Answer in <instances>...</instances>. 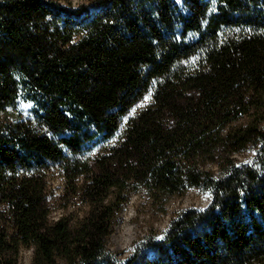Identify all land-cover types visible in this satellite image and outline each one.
Instances as JSON below:
<instances>
[{"label": "trees", "instance_id": "16d2710c", "mask_svg": "<svg viewBox=\"0 0 264 264\" xmlns=\"http://www.w3.org/2000/svg\"><path fill=\"white\" fill-rule=\"evenodd\" d=\"M55 176L82 214L53 217ZM190 189L206 207L109 250L132 196L157 216ZM25 250L264 264V0H0V264Z\"/></svg>", "mask_w": 264, "mask_h": 264}, {"label": "rangeland", "instance_id": "374dc122", "mask_svg": "<svg viewBox=\"0 0 264 264\" xmlns=\"http://www.w3.org/2000/svg\"><path fill=\"white\" fill-rule=\"evenodd\" d=\"M72 5H78L87 2L88 0H68ZM20 107L25 113L29 112L30 104L22 97ZM52 184V192L54 201L53 204V217L58 218L62 215H80L84 210L79 199H65L62 197L64 187L63 179L60 176H55ZM146 199L144 196L136 195L122 206L117 214L115 220L111 225V234L107 240L108 248L116 254L117 259L125 260L129 256L137 244L139 239L148 235L150 225L160 235L167 227L168 221L174 218L178 212L189 209H202L208 203V197L196 189H190L184 196L170 198L167 201L166 209L167 214L151 216L142 212H137V208L144 204ZM62 207H66L63 210ZM150 216V218H148ZM31 250H25L20 257V264H31Z\"/></svg>", "mask_w": 264, "mask_h": 264}, {"label": "snow or ice", "instance_id": "6c2138e0", "mask_svg": "<svg viewBox=\"0 0 264 264\" xmlns=\"http://www.w3.org/2000/svg\"><path fill=\"white\" fill-rule=\"evenodd\" d=\"M146 98V97H145Z\"/></svg>", "mask_w": 264, "mask_h": 264}]
</instances>
